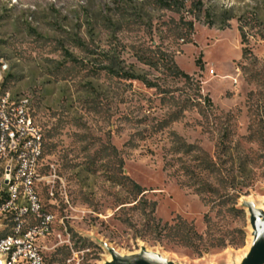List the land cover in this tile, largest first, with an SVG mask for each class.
<instances>
[{
  "label": "rangeland",
  "instance_id": "obj_1",
  "mask_svg": "<svg viewBox=\"0 0 264 264\" xmlns=\"http://www.w3.org/2000/svg\"><path fill=\"white\" fill-rule=\"evenodd\" d=\"M182 2L0 0V91L31 99L43 174L53 165L58 177L54 198L40 190L57 217L48 264H104L108 248L241 264L251 247L264 0ZM110 60L152 86L100 70Z\"/></svg>",
  "mask_w": 264,
  "mask_h": 264
},
{
  "label": "built area",
  "instance_id": "obj_2",
  "mask_svg": "<svg viewBox=\"0 0 264 264\" xmlns=\"http://www.w3.org/2000/svg\"><path fill=\"white\" fill-rule=\"evenodd\" d=\"M45 136L27 96L0 91V262L48 264L44 242L53 234L55 213L41 198H54L53 165L43 174Z\"/></svg>",
  "mask_w": 264,
  "mask_h": 264
},
{
  "label": "water",
  "instance_id": "obj_3",
  "mask_svg": "<svg viewBox=\"0 0 264 264\" xmlns=\"http://www.w3.org/2000/svg\"><path fill=\"white\" fill-rule=\"evenodd\" d=\"M253 241L250 252L241 264H264V210L253 202H248ZM112 261L104 264H177L163 255L143 249L140 253L123 256L112 248H108ZM0 264H2L0 262Z\"/></svg>",
  "mask_w": 264,
  "mask_h": 264
},
{
  "label": "trees",
  "instance_id": "obj_4",
  "mask_svg": "<svg viewBox=\"0 0 264 264\" xmlns=\"http://www.w3.org/2000/svg\"><path fill=\"white\" fill-rule=\"evenodd\" d=\"M158 1V4L162 7V8H166V9H170L172 10V8H174L176 5H178L179 3L180 4H183L182 0H156ZM182 2V3H181ZM200 6H202V3H200ZM190 30H193V23H190ZM241 32H242V37H243V42H245V33L243 31V27L240 28ZM142 60V62H145L146 64H151L149 61H146L144 59H140ZM116 61L115 60H110L109 61V66H102L100 70H104V71H108L109 73H111L112 75L116 76V77H121V78H125V79H128V80H143V82H145V84H148L149 86H152L148 81H146L144 78L142 79V77H137V76H134V75H121L119 72H116ZM171 70H174V74L176 75H180L184 78H189V76L181 71H179V69H177L176 66L173 67V69ZM135 187L137 189L140 190L141 192V187L137 184H135Z\"/></svg>",
  "mask_w": 264,
  "mask_h": 264
},
{
  "label": "bare ground",
  "instance_id": "obj_5",
  "mask_svg": "<svg viewBox=\"0 0 264 264\" xmlns=\"http://www.w3.org/2000/svg\"><path fill=\"white\" fill-rule=\"evenodd\" d=\"M257 207L258 208H260V209H262V210H264V203L263 204H257ZM253 241V240H252ZM250 248L251 247H249V248H247L248 249V251L244 254V258L248 255V253L250 252ZM237 259V258H236ZM239 260V259H238ZM109 262H111L112 261V257L110 256V258H109V260H108ZM237 262H239V261H237Z\"/></svg>",
  "mask_w": 264,
  "mask_h": 264
}]
</instances>
